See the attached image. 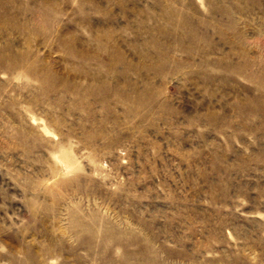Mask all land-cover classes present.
<instances>
[{"label":"rangeland","instance_id":"1","mask_svg":"<svg viewBox=\"0 0 264 264\" xmlns=\"http://www.w3.org/2000/svg\"><path fill=\"white\" fill-rule=\"evenodd\" d=\"M0 264H264V0H0Z\"/></svg>","mask_w":264,"mask_h":264}]
</instances>
